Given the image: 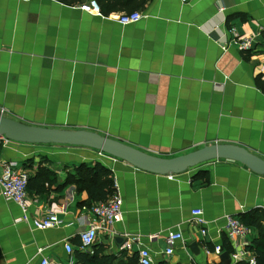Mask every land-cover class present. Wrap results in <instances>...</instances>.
Returning a JSON list of instances; mask_svg holds the SVG:
<instances>
[{"label":"crops","instance_id":"crops-1","mask_svg":"<svg viewBox=\"0 0 264 264\" xmlns=\"http://www.w3.org/2000/svg\"><path fill=\"white\" fill-rule=\"evenodd\" d=\"M88 1L0 0L3 116L94 131L163 158L234 144L264 159L258 84L264 80V0H97L107 17L80 10ZM135 11L143 14L135 23L112 18ZM244 38L251 39L250 50L241 47ZM6 161L30 176L39 173L26 215L52 211L61 223L35 229L21 219L17 203L0 195V264H39L43 257L73 263L64 245L79 250V234L94 219L90 207L99 203L65 185L79 163L101 161L122 198V220L100 229L95 243L108 252L126 250L123 244L135 238L157 264L218 263L220 254L204 248L225 251V215L264 209V176L230 160L170 178L120 159L100 160L89 148L0 140V162ZM196 208L203 211L205 235L192 220ZM176 229L183 241L164 256L165 237ZM257 236L251 229L245 240ZM194 242L198 254L190 250ZM131 244L128 255L137 254L138 243Z\"/></svg>","mask_w":264,"mask_h":264},{"label":"built area","instance_id":"built-area-1","mask_svg":"<svg viewBox=\"0 0 264 264\" xmlns=\"http://www.w3.org/2000/svg\"><path fill=\"white\" fill-rule=\"evenodd\" d=\"M181 1L186 2L188 0ZM79 8L80 10L90 14L98 15L101 17H107L101 12L96 0H89L88 2L82 3L81 5H79ZM142 17L143 14L141 12L135 11L132 13L120 14L112 18L121 25H127L139 21ZM230 32L233 35H236L234 28H231ZM240 45L243 49L250 50L252 47L251 39H242L240 41ZM3 113L4 109L1 108L0 115H2ZM0 140L8 142V140H6L2 136H0ZM95 151L98 159L100 160L116 159L102 151ZM169 177L171 178L173 176ZM28 180L29 172L19 166L16 162H0V195L6 200L17 203L21 207L22 212L24 213L21 219L30 221L33 227L38 230H46L59 226L61 221L57 214L52 211H48L43 217L39 218L30 219L26 215ZM114 187L115 191L108 199L96 203L90 207V212L93 214L94 219L89 222L87 228L79 234L78 249L80 251H91L92 247L96 243L100 229L108 228L110 225L122 220V198L118 193L115 183ZM191 215L193 222L201 228V234L205 235L206 229L203 227L205 225V218L203 217L202 209L196 208L191 210ZM249 230L250 229H248L244 224H242L236 216L228 214L225 215L224 225L222 227L221 232L231 244L232 250L231 252H229V254L233 263L237 261H246L248 264H256L253 253L246 248L250 245V243H247L245 240L247 234L249 233ZM182 241L183 233L180 230L176 229L168 231L165 237L166 247L163 250L162 254L167 257L171 256L174 253L177 244ZM131 242H136L139 246L137 251L138 264H157L150 249L138 239L133 238L130 242L124 243L122 249L130 250L132 246ZM64 248L69 255H72L73 248L71 244L66 243L64 245ZM204 250L207 254L210 252L207 246L204 248ZM213 251L217 254H220L221 252H223V249L221 246L216 245L213 247ZM39 264L59 263L50 261L48 258L43 257L41 258Z\"/></svg>","mask_w":264,"mask_h":264},{"label":"water","instance_id":"water-1","mask_svg":"<svg viewBox=\"0 0 264 264\" xmlns=\"http://www.w3.org/2000/svg\"><path fill=\"white\" fill-rule=\"evenodd\" d=\"M0 136L17 143L53 144L98 150L125 161L136 169L158 175L176 176L204 163L230 160L244 165L255 174L264 176V159L234 144L207 145L184 155L163 158L94 131L29 125L3 115H0ZM123 242L124 239L121 238L119 245ZM190 250L193 254H198V244L192 243ZM219 259L223 264L233 263L226 250L220 253Z\"/></svg>","mask_w":264,"mask_h":264},{"label":"trees","instance_id":"trees-1","mask_svg":"<svg viewBox=\"0 0 264 264\" xmlns=\"http://www.w3.org/2000/svg\"><path fill=\"white\" fill-rule=\"evenodd\" d=\"M96 2L98 3L97 0ZM100 10H102L101 7ZM258 84L261 91L264 92V80H260ZM204 179L207 180L205 177ZM68 184H75L77 191L85 190L88 193V199L95 202L105 201L115 191L113 173L101 161H96L93 164H77L74 173L68 175L66 179L65 185ZM39 187V173L32 176L29 174L27 191L36 193ZM237 218L248 229L257 230L258 236L246 248L253 253L256 264H264V209L252 208L240 213ZM223 238L224 250L231 252L232 248L229 241L225 236ZM207 246L209 249H213L212 245L207 244ZM72 256L74 261L71 264H137L138 261L136 253L128 255L127 250H121L119 253L108 252L107 247L103 244H95L91 251L75 250ZM213 264L223 263L220 261ZM232 264L248 263L237 261Z\"/></svg>","mask_w":264,"mask_h":264}]
</instances>
